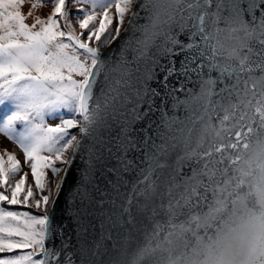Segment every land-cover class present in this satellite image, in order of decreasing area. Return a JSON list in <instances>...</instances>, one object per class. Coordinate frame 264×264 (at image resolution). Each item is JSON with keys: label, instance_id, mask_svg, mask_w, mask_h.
<instances>
[{"label": "snow or ice", "instance_id": "obj_1", "mask_svg": "<svg viewBox=\"0 0 264 264\" xmlns=\"http://www.w3.org/2000/svg\"><path fill=\"white\" fill-rule=\"evenodd\" d=\"M53 2L30 25L0 0V132L34 180L0 154V264H121L132 242L131 264H264V0H139L126 27L136 0Z\"/></svg>", "mask_w": 264, "mask_h": 264}, {"label": "rangeland", "instance_id": "obj_2", "mask_svg": "<svg viewBox=\"0 0 264 264\" xmlns=\"http://www.w3.org/2000/svg\"><path fill=\"white\" fill-rule=\"evenodd\" d=\"M34 3H36V0H25V3L23 5L34 4ZM54 6L55 5H54L53 0H41L40 7L38 8L37 16H39L40 18H47L51 14V12L53 11ZM88 6H89V3H87V2H85L83 4H75V3H72L71 0H67V7L73 13L76 12V10L80 7H88ZM131 11H132V9L130 10V12L126 16L125 23L127 22ZM72 21H73V23H75V21H76L75 16L72 17ZM33 22H34V20H33ZM114 23H115V21H114ZM77 28H78V25H77ZM7 114L10 115L11 113L8 112ZM4 118H5L4 107L2 105H0V125L3 124ZM56 122H58V121L48 120V123H56ZM17 127H19V125H17ZM72 131L75 132L76 130L73 129ZM8 152L14 153L18 157V159H20V161H21V171L19 174H17L16 178L18 179L25 172H27L28 173V183L32 184L34 186V180H33V177L31 175V169L29 167L28 162L25 161L23 150L19 147V145L13 139H11L9 136L5 135L3 132H0V154H3L5 160H7V153ZM62 175H63V172L61 173L59 179L62 178ZM56 179H58V177H56L51 172V170H48V180L50 182H54ZM36 192H37V198H40L39 197V190L36 189ZM7 207L9 208V210H21L20 206H7ZM23 210H30L34 213H36V211H37L34 208L23 209Z\"/></svg>", "mask_w": 264, "mask_h": 264}, {"label": "water", "instance_id": "obj_3", "mask_svg": "<svg viewBox=\"0 0 264 264\" xmlns=\"http://www.w3.org/2000/svg\"><path fill=\"white\" fill-rule=\"evenodd\" d=\"M138 3H139V0H136V3L133 4L131 12L136 11ZM143 15H144L143 12H141V16L142 17H143ZM130 18H131V13L129 15L128 20ZM128 20L125 23V27L127 26ZM143 22L144 21L142 19L140 21V23H143ZM122 34H123V29H122ZM114 44H115V42H114ZM101 51H105V49H101ZM213 75H215V73H213ZM180 114L181 115L183 114L182 110H181ZM80 163L81 162H80L79 159L74 161L73 169L69 170L68 177H67V179H65L64 185H63V187L61 189V194H60L59 200L57 201V208H56V219L58 221L67 220V216L65 215V210H66V207H67L66 201H67V198H68V194L70 193V191L72 190V188L74 187L75 182H76L77 174H76L75 168ZM61 179H64V174L62 175ZM164 234L165 233H163V232L160 233V238L161 239L163 238ZM140 242L144 243L145 241L141 238ZM153 243H155V241H153ZM136 248H137V244L135 242H132V243H130L127 246L126 253L121 254L120 251H116V252L113 253V257L118 259V260H120L121 264H131L132 259H133V255H134V253L136 251ZM143 264H152L151 258H146L144 260Z\"/></svg>", "mask_w": 264, "mask_h": 264}, {"label": "built area", "instance_id": "obj_4", "mask_svg": "<svg viewBox=\"0 0 264 264\" xmlns=\"http://www.w3.org/2000/svg\"><path fill=\"white\" fill-rule=\"evenodd\" d=\"M32 5L33 4H25V5L22 6V10H23V12L25 14H27L30 10L33 13L32 15L27 16V19H26V22L28 24H30V25L32 24L34 18L37 16V12H38V9H34V8L31 7Z\"/></svg>", "mask_w": 264, "mask_h": 264}]
</instances>
